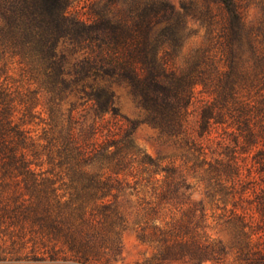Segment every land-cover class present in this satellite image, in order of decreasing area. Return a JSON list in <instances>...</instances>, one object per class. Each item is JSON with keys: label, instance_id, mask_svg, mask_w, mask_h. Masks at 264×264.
Returning <instances> with one entry per match:
<instances>
[{"label": "trees", "instance_id": "obj_1", "mask_svg": "<svg viewBox=\"0 0 264 264\" xmlns=\"http://www.w3.org/2000/svg\"><path fill=\"white\" fill-rule=\"evenodd\" d=\"M80 1L0 0V264H264V0Z\"/></svg>", "mask_w": 264, "mask_h": 264}, {"label": "rangeland", "instance_id": "obj_2", "mask_svg": "<svg viewBox=\"0 0 264 264\" xmlns=\"http://www.w3.org/2000/svg\"><path fill=\"white\" fill-rule=\"evenodd\" d=\"M169 1L175 5H178L179 3V0ZM76 6V9L81 12L88 11L87 8L81 9V7L84 6V0H81ZM101 7L102 5L100 4L97 8ZM1 65L8 68L14 78L20 79V67L15 61L6 57V55L0 54V66ZM116 104L121 115L130 120H141V113L139 109L129 96L128 91L123 87L116 89ZM132 138L135 145L139 149L145 152L152 160L160 163L161 166H167L170 164L179 165V162L175 160L177 153L173 149L159 144L156 140L155 133L148 126L139 125L135 129ZM191 198L195 202L201 203L207 218L206 225L208 234L213 238L223 239V228L216 220L218 211H216L214 207L203 197L202 190L200 188H195L191 193ZM122 243V255L114 264H139L151 255V250L141 245L131 230L124 233Z\"/></svg>", "mask_w": 264, "mask_h": 264}]
</instances>
